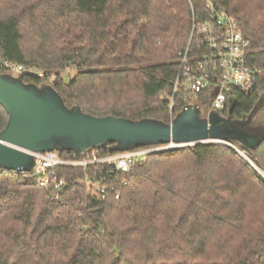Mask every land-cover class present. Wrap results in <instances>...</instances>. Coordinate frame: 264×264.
I'll list each match as a JSON object with an SVG mask.
<instances>
[{
	"label": "trees",
	"instance_id": "1",
	"mask_svg": "<svg viewBox=\"0 0 264 264\" xmlns=\"http://www.w3.org/2000/svg\"><path fill=\"white\" fill-rule=\"evenodd\" d=\"M212 1L237 18L250 40L246 61L260 70L254 89L229 90L234 105L218 113L237 127L246 122L242 129L262 139L264 0ZM207 2L0 0V58L55 74L48 84L18 76L52 86L68 107L170 123L185 104L179 89L169 107L177 52L193 21L212 20ZM70 67L76 72L66 81L62 71ZM212 96L204 91L193 99L208 112ZM7 118L0 105V131ZM228 142L244 156L201 143L150 153L127 172L59 166L52 170L64 180L58 189L33 171L1 170L0 264H264V140L251 148ZM98 151L119 152L114 144ZM85 177L114 191L101 198L82 184Z\"/></svg>",
	"mask_w": 264,
	"mask_h": 264
},
{
	"label": "water",
	"instance_id": "2",
	"mask_svg": "<svg viewBox=\"0 0 264 264\" xmlns=\"http://www.w3.org/2000/svg\"><path fill=\"white\" fill-rule=\"evenodd\" d=\"M228 104L231 110L234 101L230 98ZM0 105L8 116L0 131V170L32 171L36 160L31 152L71 151L82 157L109 144H114L118 151L169 143L175 145L170 150H177L214 142L234 149L229 139L238 140L247 148L264 140L242 129L246 122L237 127L229 117L216 110L206 112L198 104L182 108L170 123L151 118L90 115L77 106H66L50 85L25 83L20 76L2 72ZM262 105L255 106L250 118L256 116Z\"/></svg>",
	"mask_w": 264,
	"mask_h": 264
},
{
	"label": "built area",
	"instance_id": "3",
	"mask_svg": "<svg viewBox=\"0 0 264 264\" xmlns=\"http://www.w3.org/2000/svg\"><path fill=\"white\" fill-rule=\"evenodd\" d=\"M207 8L212 14V20L203 23L193 21L184 48L177 52L178 68L170 97V109L174 105L175 93L183 89L185 91L183 108L189 104L200 105V102L193 98L204 91H211L213 96L210 111H223L229 100V90L252 91L260 74V70L248 65L246 61L250 40L241 31L237 18L228 14L212 0H208ZM194 39H198L199 42L195 48ZM0 72L12 75L13 72L18 75L34 74L47 84L55 79V74L46 77L42 71L34 67L1 58ZM174 146L172 143L150 145L104 155L94 150L74 159L63 158L57 151L31 152L36 160L32 171L42 176L41 184H52L58 189L64 184V180L58 179L52 170L59 166H79L85 169L90 165L105 164L112 170L127 172L133 163L148 154L170 150ZM82 184L88 189L94 188L101 194V198H105L108 191H114V187L109 186L106 181L92 182L88 177L83 179ZM115 197L118 195L115 194Z\"/></svg>",
	"mask_w": 264,
	"mask_h": 264
},
{
	"label": "rangeland",
	"instance_id": "4",
	"mask_svg": "<svg viewBox=\"0 0 264 264\" xmlns=\"http://www.w3.org/2000/svg\"><path fill=\"white\" fill-rule=\"evenodd\" d=\"M75 72H76V68H75V67H70V68H67V69L63 70V71H62V74H63L65 80L67 81L69 78L73 77V75L75 74ZM13 75L18 76V74L15 73V72H13ZM260 116H261V117L264 116L263 113H260ZM214 143H222V144H225V143H223V142H214ZM225 145H227V144H225ZM184 147H187V146H182V147H180V148H184ZM234 149H236V148H234ZM236 150H237V149H236ZM242 154H243V153H242ZM243 156H244V154H243ZM86 188H87V187H86Z\"/></svg>",
	"mask_w": 264,
	"mask_h": 264
},
{
	"label": "bare ground",
	"instance_id": "5",
	"mask_svg": "<svg viewBox=\"0 0 264 264\" xmlns=\"http://www.w3.org/2000/svg\"><path fill=\"white\" fill-rule=\"evenodd\" d=\"M264 177V176H263Z\"/></svg>",
	"mask_w": 264,
	"mask_h": 264
}]
</instances>
